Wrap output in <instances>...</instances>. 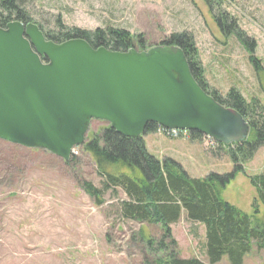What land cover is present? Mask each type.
Segmentation results:
<instances>
[{
	"label": "rangeland",
	"instance_id": "1",
	"mask_svg": "<svg viewBox=\"0 0 264 264\" xmlns=\"http://www.w3.org/2000/svg\"><path fill=\"white\" fill-rule=\"evenodd\" d=\"M213 3L214 13H229L255 41V57L264 66V0ZM28 11L44 32L57 31L60 17L69 29L115 27L144 35L147 47L159 45L172 33L190 32L208 89L226 97L236 88L248 101L257 98L264 106V75L258 79L245 45L236 35L227 37L222 32L203 0H34ZM108 126L104 121H92L87 139ZM164 139L151 153L160 159L174 157L192 178L233 172L230 158L215 157L212 151L218 146L212 147L208 139L195 141L192 135ZM75 155L77 161L66 165L45 150L0 140V264H144V245L138 235L144 228L158 238L160 227L124 219L118 208L127 198L121 191L115 196L110 190L105 194L106 203L97 206L81 183L92 182L101 189L104 180L84 146L77 147ZM247 173H264V146L248 163ZM256 194L249 178L240 175L228 185L224 197L252 214ZM259 210L264 221V206L259 205ZM172 228L182 257L205 260L204 226L183 218ZM219 264L229 263L225 259ZM245 264H264V251L254 250Z\"/></svg>",
	"mask_w": 264,
	"mask_h": 264
},
{
	"label": "water",
	"instance_id": "2",
	"mask_svg": "<svg viewBox=\"0 0 264 264\" xmlns=\"http://www.w3.org/2000/svg\"><path fill=\"white\" fill-rule=\"evenodd\" d=\"M94 120L127 138L152 123L228 146L251 134L245 117L199 85L179 46L118 52L55 43L33 22L0 27V140L69 162Z\"/></svg>",
	"mask_w": 264,
	"mask_h": 264
},
{
	"label": "trees",
	"instance_id": "3",
	"mask_svg": "<svg viewBox=\"0 0 264 264\" xmlns=\"http://www.w3.org/2000/svg\"><path fill=\"white\" fill-rule=\"evenodd\" d=\"M33 1L0 0V27L6 28L13 21L34 23L28 11ZM203 1L210 8L222 32L227 37L236 35L245 45L257 77L262 79L264 66L255 57V41L247 37L238 20L229 13H214L213 0ZM56 21L58 30L55 32H44L38 25L46 38L55 43L83 39L94 48L106 47L118 52L150 48L146 45L144 35H134L125 29H69L60 17ZM159 45L179 46L199 85L218 102L237 110L248 120L251 134L246 142L229 146L218 143V149L212 151L215 157L227 155L233 165V172L226 175L211 173L204 178H192L173 158L160 159L148 150L145 136L158 133L159 125L149 124L144 136L140 138L124 137L108 126L100 134L87 139L84 144V151L95 162L98 174L104 180L103 187L97 188L88 181H82L81 187L99 207L106 203L107 192L112 190L118 196L121 191L127 198L119 203L118 208L124 219L142 226L160 227L161 235L158 238L151 236L144 228L138 235L144 245V264H219L225 259L229 264H245L247 256L254 250L264 251V221L259 217V205L264 206V173L254 176L247 173L248 163L264 146V106L257 98L248 101L236 88H232L226 97L208 89L199 49L192 33H172ZM192 136L195 141L205 138L197 132H193ZM76 161L77 156L73 155L65 163L70 165ZM240 175L249 178L257 193L252 214L230 204L224 197L228 185ZM183 218L194 225L204 226L205 260L182 257L172 226Z\"/></svg>",
	"mask_w": 264,
	"mask_h": 264
},
{
	"label": "crops",
	"instance_id": "4",
	"mask_svg": "<svg viewBox=\"0 0 264 264\" xmlns=\"http://www.w3.org/2000/svg\"><path fill=\"white\" fill-rule=\"evenodd\" d=\"M145 140L147 143L148 150L150 152H151L152 148L162 146L165 143L164 136H162L160 133L149 134L146 136ZM172 156H175V155H172ZM166 157H168V156H166ZM169 158H174V157H169Z\"/></svg>",
	"mask_w": 264,
	"mask_h": 264
},
{
	"label": "built area",
	"instance_id": "5",
	"mask_svg": "<svg viewBox=\"0 0 264 264\" xmlns=\"http://www.w3.org/2000/svg\"><path fill=\"white\" fill-rule=\"evenodd\" d=\"M162 133L172 139H178V138H187L189 136L188 132H183L180 130H163ZM210 145L214 146L215 142L214 141H210Z\"/></svg>",
	"mask_w": 264,
	"mask_h": 264
}]
</instances>
